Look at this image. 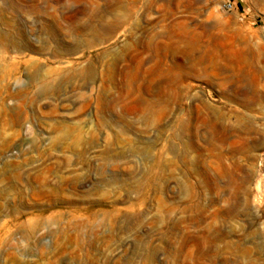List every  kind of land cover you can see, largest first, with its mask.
<instances>
[{
  "label": "rangeland",
  "instance_id": "374dc122",
  "mask_svg": "<svg viewBox=\"0 0 264 264\" xmlns=\"http://www.w3.org/2000/svg\"><path fill=\"white\" fill-rule=\"evenodd\" d=\"M0 264H264V0H0Z\"/></svg>",
  "mask_w": 264,
  "mask_h": 264
}]
</instances>
